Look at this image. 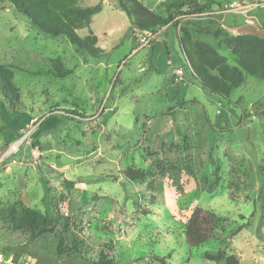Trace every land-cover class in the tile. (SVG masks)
Here are the masks:
<instances>
[{
    "label": "rangeland",
    "instance_id": "rangeland-1",
    "mask_svg": "<svg viewBox=\"0 0 264 264\" xmlns=\"http://www.w3.org/2000/svg\"><path fill=\"white\" fill-rule=\"evenodd\" d=\"M139 1L159 16L174 15L172 26L139 32L117 0L79 1L84 9L102 6L77 31L98 38L101 59L0 4V65L12 69L15 89L10 95L2 85L0 92V208L21 201L49 216H73L95 251L111 247L112 264H226L231 256L264 264V81L243 73L244 83L221 100L192 77L179 41L183 27L197 29V39L239 67L208 22L264 39V0H211L200 12L188 0ZM232 1L254 7L248 17L223 13ZM177 68L185 84H175ZM127 169L150 177L132 181ZM63 179L76 187L68 191ZM197 206L220 218L212 238L191 249L184 232ZM0 250L35 264L97 260L94 251L75 257L58 232L32 239L2 221ZM219 253V263L205 258Z\"/></svg>",
    "mask_w": 264,
    "mask_h": 264
},
{
    "label": "trees",
    "instance_id": "trees-1",
    "mask_svg": "<svg viewBox=\"0 0 264 264\" xmlns=\"http://www.w3.org/2000/svg\"><path fill=\"white\" fill-rule=\"evenodd\" d=\"M79 1L0 0V4L10 3L17 13L25 16L32 25L38 27L45 34L67 38L80 51L93 58L101 59L106 54L98 47V38L94 34L82 38L77 31L89 28L93 17L102 11V6L99 4L84 9L79 6ZM117 1L119 9L127 14L132 28L136 31L153 32L158 27L172 26L174 15L159 16L139 0ZM196 1L188 0L195 4L198 12L206 10L214 4L211 0H204V5L199 6ZM183 3L184 1L180 5L175 4L169 8L180 9ZM208 23L217 27L214 31L215 39L220 46H227L233 51L237 56L239 67H230L226 58L212 45L197 39L194 36L199 33L197 29L183 27L182 35L179 38L180 46L191 63L192 77L201 88L221 100H228L232 92L244 83L243 73L264 81V39L253 34L232 36L218 22L211 20ZM208 23L206 30L209 31L211 26ZM200 32L209 34L205 31ZM13 80L12 69L9 66L0 65V92L3 91L1 89L3 85L8 94L14 95ZM124 174L132 181H142L150 177L147 172L134 169H127ZM62 186L68 191H72L76 187L75 182L66 179H63ZM219 218L218 213L210 207H195L185 226L184 234L188 247L194 249L207 243L217 228ZM0 221L10 224L16 229L26 230L32 239L58 232L61 236L63 235L68 249L74 252L75 257L85 258L94 251L97 253V260L92 264H112L111 247L104 245L95 251L94 246L75 224L73 216L61 212L49 216L27 207L19 201L9 207L0 208ZM20 250L22 252L23 249ZM19 255L16 254L17 257H20ZM205 258L217 263L225 260L223 253L206 254ZM161 264H167L165 259H161ZM226 264H239V259L231 256L226 259Z\"/></svg>",
    "mask_w": 264,
    "mask_h": 264
},
{
    "label": "built area",
    "instance_id": "built-area-1",
    "mask_svg": "<svg viewBox=\"0 0 264 264\" xmlns=\"http://www.w3.org/2000/svg\"><path fill=\"white\" fill-rule=\"evenodd\" d=\"M254 5H247L242 2L232 1L224 5L223 13L239 14L248 17V13L253 9ZM257 7V5H256ZM151 33V32H150ZM167 66L174 67V63L171 59L166 61ZM174 82L175 84H185V72L183 69L174 70ZM26 138H23L10 145L7 153L4 155V160L16 154L20 147L25 143ZM0 264H35L30 258L17 257L15 253L0 250Z\"/></svg>",
    "mask_w": 264,
    "mask_h": 264
},
{
    "label": "crops",
    "instance_id": "crops-1",
    "mask_svg": "<svg viewBox=\"0 0 264 264\" xmlns=\"http://www.w3.org/2000/svg\"><path fill=\"white\" fill-rule=\"evenodd\" d=\"M243 30H245L246 29V27H241ZM240 29V28H239ZM169 59H171V58H169Z\"/></svg>",
    "mask_w": 264,
    "mask_h": 264
}]
</instances>
